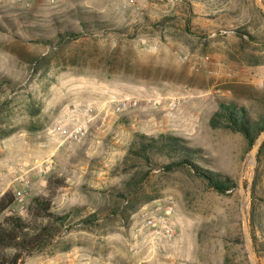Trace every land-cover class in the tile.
I'll return each instance as SVG.
<instances>
[{
	"label": "rangeland",
	"instance_id": "obj_1",
	"mask_svg": "<svg viewBox=\"0 0 264 264\" xmlns=\"http://www.w3.org/2000/svg\"><path fill=\"white\" fill-rule=\"evenodd\" d=\"M263 15L253 0H0V171L50 158L44 184L29 172L33 198L58 215L77 211L74 221L97 217L21 264H250L241 206L249 239L253 210L259 247L264 154L261 167H250L244 138L208 121L229 102L264 117ZM92 21L106 30L84 32L82 23ZM65 31L82 34L56 45ZM124 98L138 99L139 108L111 115V102ZM151 98L161 100L156 110ZM172 98L181 108L168 124ZM87 104L94 112L86 137L59 145L54 125H75ZM137 133L185 140L237 188L220 195L189 168L165 171L164 157L146 164L128 155ZM33 198L20 217L28 218ZM9 212L10 205L0 221ZM148 219L167 220L173 236H150Z\"/></svg>",
	"mask_w": 264,
	"mask_h": 264
},
{
	"label": "trees",
	"instance_id": "obj_2",
	"mask_svg": "<svg viewBox=\"0 0 264 264\" xmlns=\"http://www.w3.org/2000/svg\"><path fill=\"white\" fill-rule=\"evenodd\" d=\"M264 3V2H263ZM261 12V11H260ZM263 15V13L261 12ZM264 16V15H263ZM84 32L90 29L106 30L105 23L92 21L82 23ZM82 33L65 31L56 35V45L74 41ZM245 34V33H244ZM208 125L211 129L226 130L240 134L251 149L261 133L264 131V117L254 119L244 106L235 102L220 103L218 109L210 116ZM264 154V141L256 153L257 167H261ZM128 155H134L146 164L152 163L153 156H161L169 160L163 166L165 171L174 168H189L197 177L201 178L209 188L220 195L237 188L235 181L227 175L211 171L206 160L201 157L200 149L187 147L186 141L171 134H161L157 138L137 133ZM204 164L206 167H201ZM256 175L252 184L255 192L259 175ZM53 179L50 178L49 182ZM253 199V197H252ZM11 203V195H7L0 204V214H3ZM253 204V202H252ZM28 218L7 215L0 221V264H21L27 257L46 249L65 230L72 229L79 224H93L97 221L96 215H89L84 219L77 211L58 215L51 211L50 202L43 198H33L27 207ZM249 232L251 247L254 256L264 257V241L257 246V239L253 228V210L249 214ZM262 255H259L261 254Z\"/></svg>",
	"mask_w": 264,
	"mask_h": 264
},
{
	"label": "built area",
	"instance_id": "obj_3",
	"mask_svg": "<svg viewBox=\"0 0 264 264\" xmlns=\"http://www.w3.org/2000/svg\"><path fill=\"white\" fill-rule=\"evenodd\" d=\"M147 104L152 110H156L161 100L159 98H151L147 100ZM140 106V102L136 98H124L111 102V115H125L135 111ZM181 108V101L177 98H172L169 101V112L165 115L167 123L173 124L178 111ZM94 109L89 104L85 105L82 111L81 120L75 125H68L60 121L57 122L52 130V133L57 136L59 145L65 143L79 142L87 135L88 125L91 121V115ZM168 123V124H169ZM53 169L51 159L43 161H34V165L29 168L27 164H17L14 167H8L0 171V204L4 201L7 195H11L10 214L22 215L25 212V201L28 198H33L39 195L38 191H34L29 179V172L36 170L40 183L44 182L46 176ZM44 184V183H43ZM173 207L168 205L165 209L167 215L173 214ZM145 227L149 229L150 236L154 238H170L174 232L167 220L156 224L151 219L146 221Z\"/></svg>",
	"mask_w": 264,
	"mask_h": 264
},
{
	"label": "water",
	"instance_id": "obj_4",
	"mask_svg": "<svg viewBox=\"0 0 264 264\" xmlns=\"http://www.w3.org/2000/svg\"><path fill=\"white\" fill-rule=\"evenodd\" d=\"M255 5L259 8V10L264 14V4L260 2L259 0H253ZM264 141V131L261 133L259 138L257 139L255 145L250 149L249 151V158H248V164L250 167H254L255 161H256V153L259 150L261 144ZM240 191L244 195V187L242 184H240ZM241 217H242V222H243V229H244V236H245V243H246V249H247V254H248V260L250 264H256L251 246H250V239L248 236L247 228H248V223H247V215L244 210V205L241 206Z\"/></svg>",
	"mask_w": 264,
	"mask_h": 264
}]
</instances>
